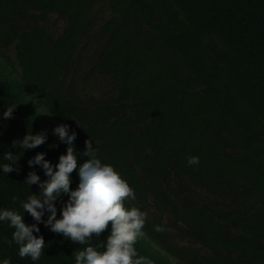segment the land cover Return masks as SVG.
Returning <instances> with one entry per match:
<instances>
[{
  "label": "trees",
  "instance_id": "trees-1",
  "mask_svg": "<svg viewBox=\"0 0 264 264\" xmlns=\"http://www.w3.org/2000/svg\"><path fill=\"white\" fill-rule=\"evenodd\" d=\"M51 14L65 21L56 37L41 25ZM0 47L13 48L19 67L0 55V112L16 105L0 119V155L26 131L47 136L18 171L0 173V207L19 210L38 191L27 173L46 177L27 161L44 152L55 164L67 145L53 128L68 124L77 167L91 140L147 213L140 255L154 264H264V0H0ZM89 76L108 79L109 91H83ZM192 155L198 165H188ZM71 178L75 187L76 170ZM38 227L45 251L36 264H74L83 246ZM170 230L206 251L173 245ZM12 231L0 223V258L33 264L5 242Z\"/></svg>",
  "mask_w": 264,
  "mask_h": 264
},
{
  "label": "clouds",
  "instance_id": "clouds-1",
  "mask_svg": "<svg viewBox=\"0 0 264 264\" xmlns=\"http://www.w3.org/2000/svg\"><path fill=\"white\" fill-rule=\"evenodd\" d=\"M15 106L3 108L0 119L12 118ZM53 134L67 145L57 162L53 164L47 160L44 152H37L27 161L30 168L38 166L42 169L46 177L41 180L35 171L27 173L24 183L29 189L31 185H37L38 191H30L24 200H20L19 210L0 207V223L13 229L11 240L5 242L17 245L21 259L27 257L36 264L45 251V241L38 227L42 224L51 232L83 246L72 252L74 264H154L135 247L144 235L147 213L130 203L136 196L126 179L112 164L98 158V150L91 140L85 141L83 154L87 159L77 167L72 147L76 132L70 130L68 124L55 126ZM46 139V133L31 130L20 139H13L11 147L17 150H6L0 155V173L18 171V161L23 153L44 144ZM187 163L198 165L199 157L188 156ZM74 170L78 182L75 187H70ZM65 196L66 199L61 200ZM25 212L33 223H25ZM106 229L107 235L99 243H93V239L100 238ZM153 230L159 233L164 228L153 225ZM0 264L12 262L4 257L0 258Z\"/></svg>",
  "mask_w": 264,
  "mask_h": 264
},
{
  "label": "rangeland",
  "instance_id": "rangeland-1",
  "mask_svg": "<svg viewBox=\"0 0 264 264\" xmlns=\"http://www.w3.org/2000/svg\"><path fill=\"white\" fill-rule=\"evenodd\" d=\"M43 28L50 33L52 36L56 37L58 36L62 29L65 26V21L61 18H59L56 14H51L48 18V20L41 24ZM91 50V49H89ZM91 53L85 51L83 53V58L86 56H90ZM0 55L3 57H8L11 61H13V66L16 71H19V67L15 61L14 58V51L12 47L4 48L0 47ZM83 67H81L80 71L86 72L87 69V63L84 61L82 63ZM81 73V74H82ZM11 74V73H10ZM13 77H15L13 74H11ZM84 84L82 86L83 91L87 92L89 95L101 97L105 93L109 91V80L106 78H100L96 76H89L87 78L84 77ZM148 209L151 213L154 212L152 203H148ZM168 239L173 245H177L180 247H183L186 249L189 253L197 254V253H204L206 250L198 243H195L188 239H181L177 234L174 233V231L170 230L168 233Z\"/></svg>",
  "mask_w": 264,
  "mask_h": 264
}]
</instances>
